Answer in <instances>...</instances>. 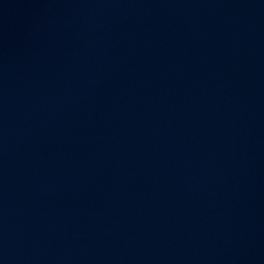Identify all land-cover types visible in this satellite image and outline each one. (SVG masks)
Segmentation results:
<instances>
[{
    "label": "water",
    "instance_id": "95a60500",
    "mask_svg": "<svg viewBox=\"0 0 264 264\" xmlns=\"http://www.w3.org/2000/svg\"><path fill=\"white\" fill-rule=\"evenodd\" d=\"M0 264H264V0H0Z\"/></svg>",
    "mask_w": 264,
    "mask_h": 264
}]
</instances>
